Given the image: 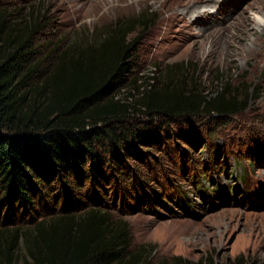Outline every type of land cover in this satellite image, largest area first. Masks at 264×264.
<instances>
[{
    "label": "trees",
    "instance_id": "obj_1",
    "mask_svg": "<svg viewBox=\"0 0 264 264\" xmlns=\"http://www.w3.org/2000/svg\"><path fill=\"white\" fill-rule=\"evenodd\" d=\"M21 15L0 7V264H152L130 250V224L120 216L180 215L195 202L168 168L158 171L154 150L208 198L201 181H213L226 160L195 118L231 119L246 109L245 97L228 84L205 94L188 85V72L176 79L170 71L161 84L154 76L128 82L139 38L130 35L149 27L153 13L57 52L59 44L43 58L37 38L50 20ZM126 83L137 96L122 93ZM182 143L210 147V167L196 168L199 157ZM244 152L264 163L259 143ZM225 264L264 262L239 255Z\"/></svg>",
    "mask_w": 264,
    "mask_h": 264
},
{
    "label": "rangeland",
    "instance_id": "obj_2",
    "mask_svg": "<svg viewBox=\"0 0 264 264\" xmlns=\"http://www.w3.org/2000/svg\"><path fill=\"white\" fill-rule=\"evenodd\" d=\"M0 7L21 17L46 14L50 21L37 38L41 58L59 44L57 52L73 40L84 44L85 38H102L121 22L153 13L149 27L130 35L139 38L128 82L137 78L143 84L154 76L161 84L172 71L176 79L188 72V85L205 94L225 84L238 86L244 111L221 122L214 116L195 118L197 128L212 136L211 149L222 151L226 160L213 168V181H201L208 198L198 196L172 157L154 150L158 171L168 168L195 202L180 215L165 209L162 216L131 211L120 217L130 224V250L150 256L152 264H225L239 255L264 262V163L250 161L244 152L248 144L258 143L264 151V0H0ZM129 86L122 93L137 96ZM182 145L200 159L191 172L210 167V147ZM139 167L151 177L149 167Z\"/></svg>",
    "mask_w": 264,
    "mask_h": 264
},
{
    "label": "bare ground",
    "instance_id": "obj_3",
    "mask_svg": "<svg viewBox=\"0 0 264 264\" xmlns=\"http://www.w3.org/2000/svg\"><path fill=\"white\" fill-rule=\"evenodd\" d=\"M246 26V25H245Z\"/></svg>",
    "mask_w": 264,
    "mask_h": 264
}]
</instances>
